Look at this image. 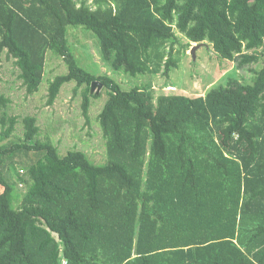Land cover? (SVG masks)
I'll return each instance as SVG.
<instances>
[{
	"label": "trees",
	"instance_id": "1",
	"mask_svg": "<svg viewBox=\"0 0 264 264\" xmlns=\"http://www.w3.org/2000/svg\"><path fill=\"white\" fill-rule=\"evenodd\" d=\"M69 27L131 79L168 76L191 44L242 69L261 61L264 0H0V58L14 60L26 94L51 53L67 72L49 82L47 105L72 82L84 87L85 118L100 98L91 84L107 96L106 161L94 164L39 139L34 117L7 142L18 120L0 93V264H264V55L250 83L156 95L87 72ZM15 165L25 172L11 182Z\"/></svg>",
	"mask_w": 264,
	"mask_h": 264
},
{
	"label": "rangeland",
	"instance_id": "2",
	"mask_svg": "<svg viewBox=\"0 0 264 264\" xmlns=\"http://www.w3.org/2000/svg\"><path fill=\"white\" fill-rule=\"evenodd\" d=\"M67 39L79 64L95 76L107 75L114 79L123 90H129L137 85L150 84L155 94H183L188 97L204 96L209 90L225 86L228 79L241 83H250L252 71L262 66L264 50H259L261 61L258 64L237 68V64L220 59L212 47L203 43L195 51V57L190 50L179 55V66L168 76L161 73L139 79H131L119 73H113L101 60L96 39L79 27H69ZM183 43L187 41L183 40ZM197 44H191V48ZM63 61L48 53L45 75L40 89L34 95H28L18 79L19 70L14 60L7 58L4 52L0 58V93L11 100L9 113L18 120L13 135L7 142L22 139L24 129L20 123L27 116L36 118L40 129L39 139L50 138L60 155L68 151L84 153L94 164L106 161L105 141L102 136L98 116L107 99L103 86L99 91L100 98H90L88 118L82 114L81 103L84 87L76 89L74 82L65 84L53 105H47L48 84L56 76L66 74ZM98 83V82H96ZM97 92L95 88L93 95ZM1 132V130H0ZM6 142V143H7ZM5 143V142H3ZM25 172L20 165L10 169L9 179L16 181V174ZM18 192L24 193L23 187ZM22 196V195H21Z\"/></svg>",
	"mask_w": 264,
	"mask_h": 264
},
{
	"label": "water",
	"instance_id": "3",
	"mask_svg": "<svg viewBox=\"0 0 264 264\" xmlns=\"http://www.w3.org/2000/svg\"><path fill=\"white\" fill-rule=\"evenodd\" d=\"M201 46H203V44L195 45V46H193V48H191L190 54H191V56H193V58L195 57V51L197 49H199ZM101 87H102V85L100 83L93 82L91 84V87H90V93H93L95 88H97L96 94H98L100 89H101Z\"/></svg>",
	"mask_w": 264,
	"mask_h": 264
}]
</instances>
